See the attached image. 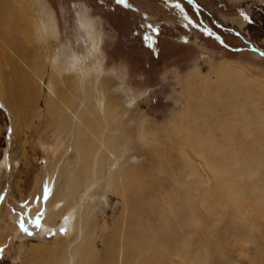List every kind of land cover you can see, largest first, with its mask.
<instances>
[{
  "label": "bare ground",
  "instance_id": "obj_1",
  "mask_svg": "<svg viewBox=\"0 0 264 264\" xmlns=\"http://www.w3.org/2000/svg\"><path fill=\"white\" fill-rule=\"evenodd\" d=\"M77 23L88 54L83 60L74 50L69 63L73 72L67 74L62 51L53 47L58 23L48 2L0 0V103L15 120L24 109L29 115L40 113L37 109L44 98L37 147L51 167L35 186L27 175L24 186H34L32 198L39 196L42 232H61L43 248L42 256L39 253L26 264H229L213 239L202 237L194 248L193 228L203 227L196 217L193 187L194 179L201 178L191 153L217 178L212 193L219 205L230 210L232 226L242 223L249 233L246 219L240 216L244 204L255 206L264 219V108L256 103L257 96L229 81L227 91L217 87L190 93L180 124L175 118L177 123L153 126L148 133L151 128L140 120L134 131L128 130L126 109L112 100L114 84L103 75L101 30L87 11L79 14ZM5 48L25 67H17L4 54ZM1 63L6 64L3 70ZM16 70L20 82L13 84L8 77ZM238 77L248 84L242 75ZM201 119L203 124L198 122ZM239 128L253 139L243 151L235 143ZM170 146L179 154L180 170L170 169L172 190L164 191L157 179L166 173L164 160H170L167 152L174 150ZM130 150L146 156L147 163H132V155H126ZM9 164L13 160L6 155L0 173ZM237 181L251 183L242 187ZM109 195L107 206L97 201ZM115 199L119 205L112 211L110 203ZM202 203L212 212L206 197ZM61 223L63 229L58 230ZM211 232L219 234L215 228ZM245 237L253 242L250 233ZM256 259L255 264H264L261 254Z\"/></svg>",
  "mask_w": 264,
  "mask_h": 264
},
{
  "label": "rangeland",
  "instance_id": "obj_2",
  "mask_svg": "<svg viewBox=\"0 0 264 264\" xmlns=\"http://www.w3.org/2000/svg\"><path fill=\"white\" fill-rule=\"evenodd\" d=\"M46 1L58 23L53 47L62 51L67 74L73 72L69 63L74 50L83 60L88 54V44L80 37L83 31L78 28L79 14L87 11L94 16L103 38L101 56L106 70L103 75L106 74V79L111 78L110 82L114 84L112 100L122 106L121 110L126 109L124 116L128 130L134 131L140 120H145L148 129L151 128L148 133L153 132L155 126L162 128L170 121L177 120L180 124L190 93L217 87L227 91L229 81H235L244 91L255 94L256 103L264 108V0ZM6 49L4 54L7 53L17 67L24 68L23 60L10 48L7 52ZM1 65L2 70L6 68V64ZM18 72L16 70V75L8 77L13 84L19 79ZM238 74L246 78L248 86L241 83ZM43 100L37 109L40 113L29 115V109H24L22 115L25 118L21 116L15 120L0 103V163L6 155L13 160V165L3 167L0 173V264H26L39 253L42 256L43 248L54 241L57 233L61 234L42 232L41 202L38 195L31 197L36 180L46 176L51 167L37 147L41 116L46 110ZM219 112L224 114L223 110ZM239 121L236 118V125L241 124ZM198 122L203 124V119ZM238 130L234 135L235 143L237 149L243 151L252 146L253 139L243 135L240 128ZM252 131L258 134L254 127ZM219 133L215 135L220 137ZM170 147L174 150L167 152L170 160H164L166 173L157 179L164 191L172 190L169 172L174 169L179 173L180 170L176 147ZM191 154L201 178L200 182L198 177L194 179L193 187L195 213L203 227L193 228L194 248L197 249L198 242L207 237L219 244L221 258L229 264H255L260 254L264 263V240L259 239L264 235V219L257 208L246 203L240 215L251 229L249 233L254 238L251 242L245 237L249 234L248 229L242 223L232 226L230 210L214 199L212 192L217 178L198 155ZM126 155H132L129 160L134 164L147 163L146 156L139 155L137 150H130ZM27 175L33 178L34 186L29 188L24 186ZM236 183L249 187L251 182ZM20 190L24 191L23 195L19 194ZM110 197L100 196L97 201L107 206ZM203 197L208 199L212 212L202 203ZM160 199L164 205V196ZM111 203L109 209L113 211L119 201L115 199ZM214 228L219 234L212 235ZM62 229L61 223L58 230Z\"/></svg>",
  "mask_w": 264,
  "mask_h": 264
}]
</instances>
